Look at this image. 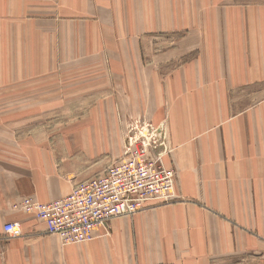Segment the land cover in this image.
I'll list each match as a JSON object with an SVG mask.
<instances>
[{
	"label": "crops",
	"instance_id": "obj_1",
	"mask_svg": "<svg viewBox=\"0 0 264 264\" xmlns=\"http://www.w3.org/2000/svg\"><path fill=\"white\" fill-rule=\"evenodd\" d=\"M85 28L93 41L96 32H119L111 38L120 39L115 57L122 61L103 69L119 72L106 86L119 89L120 112H112V95L106 110L91 108L93 118L108 122L87 127L86 148L112 151V137L122 136L113 125L127 129L133 119L162 126L163 163L176 174V199L113 219L110 236L63 246L34 216L12 207L27 197L64 198L84 178L48 161L46 144L0 142V151L9 152L0 157V264H264V4L0 0V80L9 78L0 91L47 78L62 65L61 46L51 42H72L66 53L72 56ZM161 35L177 40L169 59L155 39ZM20 39L39 49L36 70L34 51L17 47ZM39 87L40 103H48L47 88ZM119 146L123 154V140ZM60 147L80 151L76 143ZM6 223H19L22 236L7 239Z\"/></svg>",
	"mask_w": 264,
	"mask_h": 264
},
{
	"label": "rangeland",
	"instance_id": "obj_2",
	"mask_svg": "<svg viewBox=\"0 0 264 264\" xmlns=\"http://www.w3.org/2000/svg\"><path fill=\"white\" fill-rule=\"evenodd\" d=\"M223 1L224 5L258 6L264 4V0ZM5 25L9 26L6 22ZM19 27H23V25H19ZM1 31H4L2 30V24ZM85 32V36L81 35L77 38L73 49L74 55L72 56L66 55L67 48L72 47V42L62 41V39L51 42L52 47L57 46L59 49L61 46L63 56L62 65L59 63L58 66H52L53 70L47 74V78L41 80V77L36 79V76H34L28 79L30 82L25 88L16 90L6 88L0 91V142L46 144L47 148L52 149L48 161H50L49 159L53 160L58 167L61 165L64 170H67V173L72 172V174L78 175V177L87 181L105 172L120 156L122 157V150L119 149L118 151L119 143L125 140V135L132 128V122L135 119L129 123L127 129H120L113 125L114 132L122 136L119 137L118 135V139L115 136L112 137V151H90L86 148L87 138L89 137L87 136V127L89 128L90 125L95 123L99 125L108 122L100 117L93 118L90 114L91 108H96V111L98 109L101 111L106 110L104 100L112 95V112H120L116 101L119 89L115 87L109 89L106 86L108 76L112 77L114 75L118 79L120 78L119 72L103 69L122 61L121 59L116 61L118 57H115V52H119L120 43L118 41L120 39L114 41L111 38L120 35L119 32L108 30L101 31V33L96 32L94 41L91 40V36L90 40H87L86 28ZM121 34H125V31H122ZM169 36L163 37L161 35V38H155L156 41H160V53H165L167 59L172 55L169 47L171 45L174 47L177 44V40H174L175 37L169 38ZM18 42L17 47H26L27 44V47L32 52L34 51V59L37 62L34 61L31 70H36V66H39V56L36 55L39 49L30 40L20 39ZM126 45L128 57H130L133 48L131 43L126 42ZM110 48L112 50H108ZM93 51L96 53L95 56L92 54ZM8 79L1 78L0 85H3L2 87L8 86ZM17 82L19 83L21 80ZM40 84L47 88L48 103H40L39 101ZM113 85L115 84L112 83ZM90 96H95L96 100L100 99V102L92 100ZM91 100L92 102L89 103ZM114 122L116 120L112 119L111 125ZM148 122L150 121L148 120ZM106 138L110 141V136H106ZM73 143H76L80 151H72L71 148L60 151L61 145ZM56 154L60 156L58 159H56ZM8 155L9 152L0 151L1 158H6ZM62 155L64 160H62ZM77 246L82 247L83 245L79 244ZM116 252L119 254V251Z\"/></svg>",
	"mask_w": 264,
	"mask_h": 264
},
{
	"label": "built area",
	"instance_id": "obj_3",
	"mask_svg": "<svg viewBox=\"0 0 264 264\" xmlns=\"http://www.w3.org/2000/svg\"><path fill=\"white\" fill-rule=\"evenodd\" d=\"M132 123L122 158L105 172L76 185L64 198L41 203L27 197L15 203L13 210L34 216L48 234L70 245L92 241L96 229H107L115 218L136 215L147 203H172L176 174L163 163L167 133L145 118ZM3 230L11 239L23 234L19 223H6Z\"/></svg>",
	"mask_w": 264,
	"mask_h": 264
},
{
	"label": "bare ground",
	"instance_id": "obj_4",
	"mask_svg": "<svg viewBox=\"0 0 264 264\" xmlns=\"http://www.w3.org/2000/svg\"><path fill=\"white\" fill-rule=\"evenodd\" d=\"M175 188H176V180H175ZM38 201V200H37ZM40 202V201H39ZM42 203V202H41ZM43 225H44V223H42ZM45 226V225H44ZM98 232H100V234L98 235L97 233ZM111 235V232H110V230H109V224H108V227H107V229H104V228H101V229H96L95 231H94V236H95V238L92 240V241H94V240H96V239H99V238H102V237H107V236H110ZM22 236V235H21ZM20 236V237H21ZM56 236V235H55ZM58 237V236H57ZM7 238V237H6ZM18 238V237H17ZM59 238V237H58ZM7 239H11V238H7ZM59 240H60V238H59ZM92 241H89V242H92ZM60 242H61V244L63 245V246H66V245H64L63 243H62V241L60 240ZM89 242H86V243H89ZM81 244H84V243H81ZM70 245H79V244H70Z\"/></svg>",
	"mask_w": 264,
	"mask_h": 264
}]
</instances>
